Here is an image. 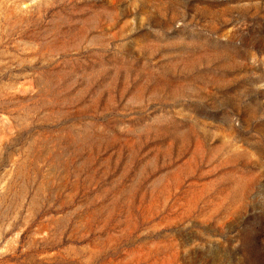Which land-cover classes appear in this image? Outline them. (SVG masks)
I'll return each instance as SVG.
<instances>
[{"label": "rangeland", "instance_id": "1", "mask_svg": "<svg viewBox=\"0 0 264 264\" xmlns=\"http://www.w3.org/2000/svg\"><path fill=\"white\" fill-rule=\"evenodd\" d=\"M0 264H264V0H0Z\"/></svg>", "mask_w": 264, "mask_h": 264}]
</instances>
